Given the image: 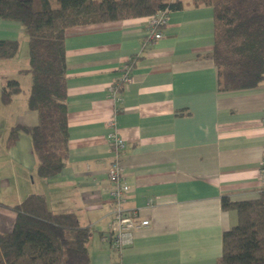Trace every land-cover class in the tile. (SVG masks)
<instances>
[{"label": "crops", "instance_id": "0c3cea01", "mask_svg": "<svg viewBox=\"0 0 264 264\" xmlns=\"http://www.w3.org/2000/svg\"><path fill=\"white\" fill-rule=\"evenodd\" d=\"M160 32L161 38H149L148 17L68 30L69 159L55 178L37 175L27 134L5 147L10 127L38 123V113L27 106L28 93L14 95L9 120L0 127V233L13 229L12 206L41 194L51 210L74 212L92 230V264H218L223 232L237 222L235 211L222 209V197L256 199L264 188L259 176L264 85L218 90L217 68L208 57L214 43L212 7L171 11ZM0 39L18 40L28 49L19 23L0 19ZM17 56L0 61V89L6 78L22 82L19 71L28 62L16 66ZM131 58L132 80L122 101L115 102L110 86ZM113 117L115 128L108 126ZM111 130L125 140L122 163L130 185L125 207L135 210L137 219L150 220L118 255L109 242Z\"/></svg>", "mask_w": 264, "mask_h": 264}, {"label": "trees", "instance_id": "16d2710c", "mask_svg": "<svg viewBox=\"0 0 264 264\" xmlns=\"http://www.w3.org/2000/svg\"><path fill=\"white\" fill-rule=\"evenodd\" d=\"M0 0V19L19 23L28 37V66L19 72L30 77L27 106L38 113L33 126L13 125L5 147L27 134L36 155L37 175L58 176L69 159L68 67L69 29L124 19L150 17L160 11L188 6L212 7L213 50L222 93L264 85V0ZM18 40L0 39V61L15 58ZM134 58L124 65L134 67ZM125 88H120L123 92ZM23 91L18 79L6 78L0 101L10 104ZM224 211H235L237 222L222 235L218 264H264V188L258 198L234 202L223 196ZM13 229L0 233V264H92L88 243L92 230L74 212H55L41 194H31L11 207ZM118 255V251L114 250Z\"/></svg>", "mask_w": 264, "mask_h": 264}, {"label": "built area", "instance_id": "2783aa9c", "mask_svg": "<svg viewBox=\"0 0 264 264\" xmlns=\"http://www.w3.org/2000/svg\"><path fill=\"white\" fill-rule=\"evenodd\" d=\"M168 21V12L160 11L148 18L149 38L159 39L162 37L160 28L166 25ZM132 68L124 65L118 80L110 86V94L115 102L122 101V92L120 88L126 86L132 80ZM108 126L115 128L116 120L111 118ZM107 141L112 153V162L109 168V182L111 183V200H112V226L109 236L110 246L113 250L121 252L124 246L131 242L133 232L136 229H142L150 226L149 219H137V212L125 207L130 192V185L125 178V167L122 163V151L125 146V140L115 131L111 130L107 135ZM259 176L264 186V160L259 168ZM115 264H123L118 260Z\"/></svg>", "mask_w": 264, "mask_h": 264}, {"label": "rangeland", "instance_id": "374dc122", "mask_svg": "<svg viewBox=\"0 0 264 264\" xmlns=\"http://www.w3.org/2000/svg\"><path fill=\"white\" fill-rule=\"evenodd\" d=\"M187 1H189V0H184V2H187ZM52 3L54 5L58 4L57 0H52ZM25 36L27 37L26 34H25ZM27 39H28V37H27ZM27 52H28V49H26V46L24 47V45L21 43L18 56L14 60L13 63H17L16 66H18V65L24 66L25 64H27V62H28ZM5 63H9V62H5ZM0 67H4V66H1V63H0ZM9 72H11V75L9 73L10 76H13L15 74V73L12 74V71H10V70H9ZM19 78L22 80L21 85H22L23 91L20 94L21 95L20 97H22L24 95V93H25V95H26V93H28V89L24 84L26 81H28L26 79L30 80V77L27 75H21V76H19ZM0 105H4V106H2L4 108L0 109V127H4V125L7 124L6 121L9 120V116H10L9 109H11V107H10L11 105L10 104H7V105L3 104L1 101H0ZM15 107L17 108L18 106L16 105Z\"/></svg>", "mask_w": 264, "mask_h": 264}]
</instances>
